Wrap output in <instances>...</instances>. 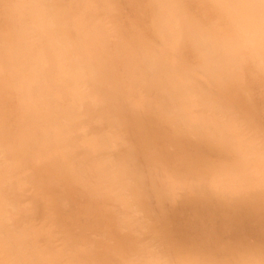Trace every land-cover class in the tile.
I'll return each mask as SVG.
<instances>
[{
    "label": "bare ground",
    "instance_id": "obj_1",
    "mask_svg": "<svg viewBox=\"0 0 264 264\" xmlns=\"http://www.w3.org/2000/svg\"><path fill=\"white\" fill-rule=\"evenodd\" d=\"M0 264H264V0H0Z\"/></svg>",
    "mask_w": 264,
    "mask_h": 264
}]
</instances>
